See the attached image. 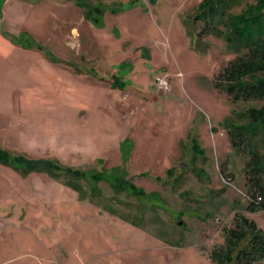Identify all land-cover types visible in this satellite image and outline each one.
I'll return each instance as SVG.
<instances>
[{
  "label": "rangeland",
  "instance_id": "1",
  "mask_svg": "<svg viewBox=\"0 0 264 264\" xmlns=\"http://www.w3.org/2000/svg\"><path fill=\"white\" fill-rule=\"evenodd\" d=\"M201 1L0 0V145L82 175L81 196L0 165L16 191L0 195V264H211L236 214L264 230L229 133L262 103L215 87L236 54L197 36ZM97 6L101 26L86 17ZM254 139L264 155V130Z\"/></svg>",
  "mask_w": 264,
  "mask_h": 264
},
{
  "label": "trees",
  "instance_id": "2",
  "mask_svg": "<svg viewBox=\"0 0 264 264\" xmlns=\"http://www.w3.org/2000/svg\"><path fill=\"white\" fill-rule=\"evenodd\" d=\"M240 0H202L196 8V21L203 22L197 34L223 39L236 57L215 77V87L226 92L234 103L257 101L262 105L246 112L250 125L230 124V138L237 150L247 149L250 155L248 170L251 172L252 187L250 211L264 210V155H261L254 136L264 130V0L247 4L240 13L232 10ZM102 7H90L87 19L97 26L102 25ZM193 32H191L192 34ZM0 163L22 175L43 172L73 187L82 196L81 189L71 183L82 176L79 170L49 159H29L15 156L0 149ZM98 178V177H96ZM125 181L123 177L118 180ZM129 189L137 196L146 193L129 183ZM262 197V201L258 198ZM224 243L215 247L210 255L211 264H264V230L242 214H236L232 227L224 229Z\"/></svg>",
  "mask_w": 264,
  "mask_h": 264
},
{
  "label": "crops",
  "instance_id": "3",
  "mask_svg": "<svg viewBox=\"0 0 264 264\" xmlns=\"http://www.w3.org/2000/svg\"><path fill=\"white\" fill-rule=\"evenodd\" d=\"M105 16H106V14H104V16H103L102 24L104 23ZM31 39H32V38H31ZM2 40H3V38L0 37V41H2ZM0 120H1V118H0ZM0 149L5 150L3 147H1V145H0ZM5 151H7V150H5ZM8 152H9V151H8ZM0 165H2V166H4V167H7V168L13 170L14 172L20 174L19 172L15 171L14 169H12V168L9 167V166H5V165H3V164H1V163H0ZM20 175H22V174H20ZM14 194H16V191H15V190H13V191L11 190V191H10V189L8 188V186H7L6 184H4V183L1 184V186H0V195H1L2 197H7V196H9V195L13 196ZM0 223H1V220H0ZM7 224H8V223H7ZM0 225H1V224H0ZM7 229H8V230H11V229H12L11 225L8 224V226H6V230H7Z\"/></svg>",
  "mask_w": 264,
  "mask_h": 264
},
{
  "label": "built area",
  "instance_id": "4",
  "mask_svg": "<svg viewBox=\"0 0 264 264\" xmlns=\"http://www.w3.org/2000/svg\"><path fill=\"white\" fill-rule=\"evenodd\" d=\"M157 80L159 82L158 84H159L160 88H167L168 87L167 81L165 80L164 77H158ZM262 200H263L262 197H259L257 202L262 201Z\"/></svg>",
  "mask_w": 264,
  "mask_h": 264
}]
</instances>
